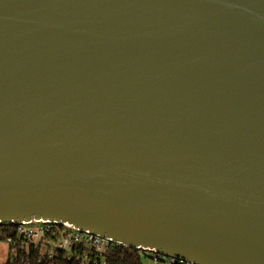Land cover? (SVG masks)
Here are the masks:
<instances>
[{
	"label": "water",
	"instance_id": "obj_1",
	"mask_svg": "<svg viewBox=\"0 0 264 264\" xmlns=\"http://www.w3.org/2000/svg\"><path fill=\"white\" fill-rule=\"evenodd\" d=\"M41 219L264 264V0H0V223Z\"/></svg>",
	"mask_w": 264,
	"mask_h": 264
},
{
	"label": "built area",
	"instance_id": "obj_2",
	"mask_svg": "<svg viewBox=\"0 0 264 264\" xmlns=\"http://www.w3.org/2000/svg\"><path fill=\"white\" fill-rule=\"evenodd\" d=\"M13 224L4 240L10 248L5 264H107L109 252L124 246L62 221L41 219ZM137 249L150 256L154 264H191L152 250Z\"/></svg>",
	"mask_w": 264,
	"mask_h": 264
},
{
	"label": "trees",
	"instance_id": "obj_3",
	"mask_svg": "<svg viewBox=\"0 0 264 264\" xmlns=\"http://www.w3.org/2000/svg\"><path fill=\"white\" fill-rule=\"evenodd\" d=\"M13 227V223H0V240H5ZM143 257L148 256L142 254L140 249L121 246L109 252L107 264H144Z\"/></svg>",
	"mask_w": 264,
	"mask_h": 264
},
{
	"label": "rangeland",
	"instance_id": "obj_4",
	"mask_svg": "<svg viewBox=\"0 0 264 264\" xmlns=\"http://www.w3.org/2000/svg\"><path fill=\"white\" fill-rule=\"evenodd\" d=\"M10 248L4 240H0V264H5L9 258ZM150 254V253H149ZM144 264H151L148 257H143Z\"/></svg>",
	"mask_w": 264,
	"mask_h": 264
},
{
	"label": "crops",
	"instance_id": "obj_5",
	"mask_svg": "<svg viewBox=\"0 0 264 264\" xmlns=\"http://www.w3.org/2000/svg\"><path fill=\"white\" fill-rule=\"evenodd\" d=\"M151 260V257H148ZM151 264H154L153 261L151 260ZM160 264H168V263H160Z\"/></svg>",
	"mask_w": 264,
	"mask_h": 264
}]
</instances>
